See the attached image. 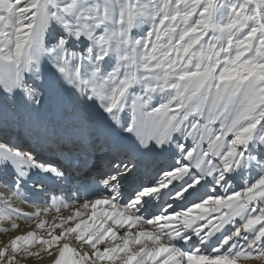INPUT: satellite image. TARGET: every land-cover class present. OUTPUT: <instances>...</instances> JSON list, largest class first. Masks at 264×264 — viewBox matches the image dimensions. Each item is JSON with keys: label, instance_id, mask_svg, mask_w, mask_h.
<instances>
[{"label": "snow or ice", "instance_id": "snow-or-ice-1", "mask_svg": "<svg viewBox=\"0 0 264 264\" xmlns=\"http://www.w3.org/2000/svg\"><path fill=\"white\" fill-rule=\"evenodd\" d=\"M0 234V264H264V0H0Z\"/></svg>", "mask_w": 264, "mask_h": 264}, {"label": "bare ground", "instance_id": "bare-ground-1", "mask_svg": "<svg viewBox=\"0 0 264 264\" xmlns=\"http://www.w3.org/2000/svg\"><path fill=\"white\" fill-rule=\"evenodd\" d=\"M5 138L8 141H11V143H14V144L19 143L16 140V137L13 135H7ZM44 158H46V157H44ZM161 159H163V157ZM149 174H151V173H149ZM40 181H43V183L47 185L46 189H41L37 186L38 182H40ZM237 181L242 182L241 180H237ZM77 183H79V181H76V180H70V182H68V183H57V182H54L52 180L45 179L42 176L33 175L32 180H31V182L28 183L26 190L29 193L28 198L30 200H35L37 203H44L45 198L47 196V192L49 190L57 191V192L62 191L69 198H71V196H73L74 198H77V199L83 198L84 195H89V196L92 195V193L74 192L73 190H74ZM233 183H235V181ZM233 187L236 188L235 185H233ZM26 210H31L30 206H26ZM19 222H21V221H19ZM23 222H25V221H23ZM23 228L25 231L29 230L28 224L27 225L24 224ZM0 239L6 240L7 236L4 234H0Z\"/></svg>", "mask_w": 264, "mask_h": 264}, {"label": "rangeland", "instance_id": "rangeland-1", "mask_svg": "<svg viewBox=\"0 0 264 264\" xmlns=\"http://www.w3.org/2000/svg\"><path fill=\"white\" fill-rule=\"evenodd\" d=\"M9 142H11V141H9ZM43 156L46 157V158H49V156H48L47 153H44ZM241 183H242V182H240V181H235V183H233V185H235L236 188H238V187H240ZM72 197H73V196H71V198H72ZM20 223L22 224V226H23L24 224H25V225L28 224V222H23L22 220H21Z\"/></svg>", "mask_w": 264, "mask_h": 264}]
</instances>
